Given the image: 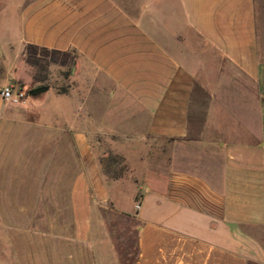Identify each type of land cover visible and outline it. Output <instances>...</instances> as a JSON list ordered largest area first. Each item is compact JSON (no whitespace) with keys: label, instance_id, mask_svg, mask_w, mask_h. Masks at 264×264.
Segmentation results:
<instances>
[{"label":"crops","instance_id":"obj_1","mask_svg":"<svg viewBox=\"0 0 264 264\" xmlns=\"http://www.w3.org/2000/svg\"><path fill=\"white\" fill-rule=\"evenodd\" d=\"M257 23L255 0H0V89L29 88L28 45L73 55L64 91L0 97V264H102L107 213L133 225L132 264H264ZM99 140L129 166L161 155L138 201Z\"/></svg>","mask_w":264,"mask_h":264},{"label":"rangeland","instance_id":"obj_2","mask_svg":"<svg viewBox=\"0 0 264 264\" xmlns=\"http://www.w3.org/2000/svg\"><path fill=\"white\" fill-rule=\"evenodd\" d=\"M257 5L258 18L263 23H257L258 28V45L259 53L264 61V0H255ZM38 63L35 65L27 64L31 69L32 81L29 88L24 91V84H18L16 89L24 91L27 95L29 91L37 87L53 88L59 91H64L69 84V75L73 66V55L68 53L66 56L42 53L38 51L36 54ZM12 85V84H10ZM51 94V91L48 92ZM30 100V98H29ZM162 141L161 139L150 140L145 143V147L154 148L160 151ZM96 152L99 156L101 169L103 175L113 183L111 192L122 193V199L129 191L136 189L137 201L138 197L143 189V185L146 182L148 175H159L161 173V155L155 154L150 156L152 161L149 165L146 162H139V157L132 154L133 163L128 165L127 161L121 155L124 145L111 141V140H99L95 141ZM125 153V151H123ZM142 152V149H140ZM160 153V152H159ZM103 224L110 230L114 240L121 245H117L118 255L111 256L110 250L106 249L101 256L102 264H132L135 258L133 250L134 239L130 234L133 229V225L126 222L122 217L107 213L101 218L97 217L96 225L102 232ZM128 231V232H126ZM127 234V235H126ZM107 242V240L105 241ZM122 242V243H121Z\"/></svg>","mask_w":264,"mask_h":264},{"label":"built area","instance_id":"obj_3","mask_svg":"<svg viewBox=\"0 0 264 264\" xmlns=\"http://www.w3.org/2000/svg\"><path fill=\"white\" fill-rule=\"evenodd\" d=\"M25 96H26L25 92L16 89L14 85H8L0 89L1 99L13 104L21 103L25 98ZM136 208H138V206H136Z\"/></svg>","mask_w":264,"mask_h":264},{"label":"trees","instance_id":"obj_4","mask_svg":"<svg viewBox=\"0 0 264 264\" xmlns=\"http://www.w3.org/2000/svg\"><path fill=\"white\" fill-rule=\"evenodd\" d=\"M38 51L42 53H53V54H58V55H63L66 56L68 53H63V52H58V51H53V50H47L45 48H39V47H35L32 45H28L25 49V58H26V62L29 65H35L38 63V58L36 57V54L38 53Z\"/></svg>","mask_w":264,"mask_h":264},{"label":"water","instance_id":"obj_5","mask_svg":"<svg viewBox=\"0 0 264 264\" xmlns=\"http://www.w3.org/2000/svg\"><path fill=\"white\" fill-rule=\"evenodd\" d=\"M47 87H37L35 89H32L31 91H29L28 95L31 97L37 96L45 91H47Z\"/></svg>","mask_w":264,"mask_h":264}]
</instances>
